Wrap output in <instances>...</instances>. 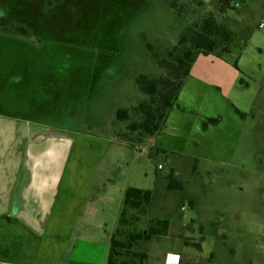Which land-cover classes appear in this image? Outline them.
Returning <instances> with one entry per match:
<instances>
[{"label": "rangeland", "instance_id": "1", "mask_svg": "<svg viewBox=\"0 0 264 264\" xmlns=\"http://www.w3.org/2000/svg\"><path fill=\"white\" fill-rule=\"evenodd\" d=\"M235 4L218 14L193 0H0V118L107 141L93 194L105 230L117 229L128 188L153 197L127 211L130 232L169 222L134 247L148 264L170 253L182 264H264V0ZM208 12L231 40L198 56L165 128L123 141L116 110L139 120L135 78L162 74L146 44L163 55Z\"/></svg>", "mask_w": 264, "mask_h": 264}, {"label": "crops", "instance_id": "2", "mask_svg": "<svg viewBox=\"0 0 264 264\" xmlns=\"http://www.w3.org/2000/svg\"><path fill=\"white\" fill-rule=\"evenodd\" d=\"M106 147L38 119L0 118V264H106L111 236L93 202Z\"/></svg>", "mask_w": 264, "mask_h": 264}, {"label": "trees", "instance_id": "3", "mask_svg": "<svg viewBox=\"0 0 264 264\" xmlns=\"http://www.w3.org/2000/svg\"><path fill=\"white\" fill-rule=\"evenodd\" d=\"M234 0H213L208 8H214L218 14L234 8ZM198 5H205L197 2ZM176 9V3L170 4ZM180 10L178 9L177 12ZM26 35L24 28H15ZM218 38L228 42L231 33L219 25L214 13L208 12L192 26H187L179 39L164 54L158 53L151 45L146 44L154 64L162 70L158 76L140 75L135 78V85L145 99L138 102L134 111L139 120L130 121L127 109H118L115 118L119 122H126V132L120 134L123 141L139 143L143 138L159 133L168 117L170 110L176 105L178 94L184 79L189 75L192 65L200 55L207 56L213 52L218 44ZM225 49H227L225 47ZM237 113H239L236 110ZM242 116V115H241ZM218 119H208L205 122L216 125ZM175 187L172 181L168 189ZM152 193L149 190L128 188L124 193L123 210L120 214L118 227L110 238V247L106 264H147L148 255L141 248L135 250L137 243L151 241L154 237L165 236L169 230L167 220H156L152 228L144 232H130L129 225L137 221L135 215L127 219V211L134 213L145 211L152 203Z\"/></svg>", "mask_w": 264, "mask_h": 264}, {"label": "flooded vegetation", "instance_id": "4", "mask_svg": "<svg viewBox=\"0 0 264 264\" xmlns=\"http://www.w3.org/2000/svg\"><path fill=\"white\" fill-rule=\"evenodd\" d=\"M175 255V254H174ZM172 255H171V253L170 254H166L165 256H164V261H163V263L164 264H169V262H170V257H171ZM175 256H177V261L175 262V264H182V261H183V258H181V256L180 255H175Z\"/></svg>", "mask_w": 264, "mask_h": 264}, {"label": "built area", "instance_id": "5", "mask_svg": "<svg viewBox=\"0 0 264 264\" xmlns=\"http://www.w3.org/2000/svg\"><path fill=\"white\" fill-rule=\"evenodd\" d=\"M236 6H237V5L235 4L234 7H236ZM263 26H264V23H261V24L259 25V28H263ZM159 169H160V167H159ZM176 261H177V256L172 255V256L170 257V262H169V264H175Z\"/></svg>", "mask_w": 264, "mask_h": 264}]
</instances>
